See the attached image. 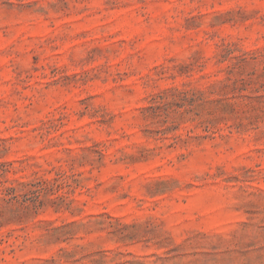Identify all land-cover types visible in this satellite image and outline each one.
<instances>
[{"label":"rangeland","instance_id":"obj_1","mask_svg":"<svg viewBox=\"0 0 264 264\" xmlns=\"http://www.w3.org/2000/svg\"><path fill=\"white\" fill-rule=\"evenodd\" d=\"M0 264H264V0H0Z\"/></svg>","mask_w":264,"mask_h":264}]
</instances>
